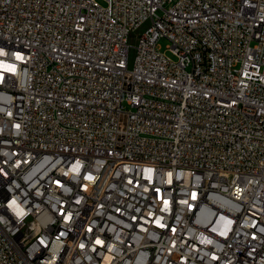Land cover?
<instances>
[{"label": "built area", "instance_id": "obj_1", "mask_svg": "<svg viewBox=\"0 0 264 264\" xmlns=\"http://www.w3.org/2000/svg\"><path fill=\"white\" fill-rule=\"evenodd\" d=\"M0 264H264V0H0Z\"/></svg>", "mask_w": 264, "mask_h": 264}, {"label": "rangeland", "instance_id": "obj_2", "mask_svg": "<svg viewBox=\"0 0 264 264\" xmlns=\"http://www.w3.org/2000/svg\"><path fill=\"white\" fill-rule=\"evenodd\" d=\"M170 5V4H168ZM144 28H141L138 32L133 33L130 38H129V44L131 45L130 47V51H129V56H128V60H129V66L131 67L134 64L135 61V57H136V45L138 43V34L140 32L143 31ZM169 45V40L167 38H161L159 40V46L161 47L162 50L166 51V53L172 57L173 53L167 49V46Z\"/></svg>", "mask_w": 264, "mask_h": 264}]
</instances>
